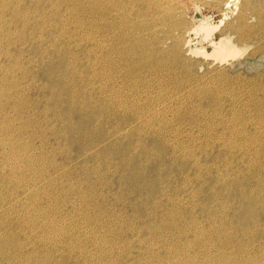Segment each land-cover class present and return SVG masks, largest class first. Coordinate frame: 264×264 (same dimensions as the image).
Wrapping results in <instances>:
<instances>
[{"label":"rangeland","instance_id":"rangeland-1","mask_svg":"<svg viewBox=\"0 0 264 264\" xmlns=\"http://www.w3.org/2000/svg\"><path fill=\"white\" fill-rule=\"evenodd\" d=\"M154 2L0 0V264H264V0Z\"/></svg>","mask_w":264,"mask_h":264},{"label":"bare ground","instance_id":"bare-ground-1","mask_svg":"<svg viewBox=\"0 0 264 264\" xmlns=\"http://www.w3.org/2000/svg\"><path fill=\"white\" fill-rule=\"evenodd\" d=\"M7 1H9V0H7ZM57 1H58V0H57ZM138 1H141V0H138ZM142 1H144V0H142ZM157 1H159V0H157ZM20 2H21V1H20ZM48 2H49V1H48ZM54 2H55V1H54ZM65 2H66V1H65ZM153 2H154V0H153ZM155 2H156V1H155ZM155 2H154V3H155ZM38 3H39V2H38ZM136 3H137V1H136ZM142 3L144 4L145 2H142ZM150 3H151V2H150ZM95 4H96V3H95ZM138 4H139V3H138ZM156 4H157V3H156ZM3 5H4V4H3ZM8 5H9V4H8ZM19 5H20V4H19ZM19 5H18V6H19ZM21 5H22V4H21ZM136 5H137V4H136ZM139 5L141 6V4H139ZM154 5H155V4H154ZM10 6H11V5H10ZM140 6H139V7H140ZM155 6H156V5H155ZM121 7H122V6H121ZM145 7H146V6H145ZM156 7H158V6H156ZM0 8H1V7H0ZM77 8H78V7H77ZM150 8H151V7H150ZM11 9H12V8H11ZM25 9H26V8H25ZM70 9H71V8H70ZM137 9H138V8H137ZM141 9H143V8H141ZM158 9H159V7L157 8V10H158ZM0 10H1V9H0ZM15 10H16V7H15ZM42 10H43V9H42ZM143 10H144V9H143ZM153 10L156 11V9H153ZM24 11H25V10H24ZM149 11H150V9H149ZM155 11H153V12L155 13ZM67 12H68V11H67ZM137 12H138V11H137ZM143 12H144V11H143ZM4 13H5V12H4ZM13 13H15V12L13 11ZM35 13H36V12H35ZM42 13H43V12H42ZM83 13H84V12H83ZM141 13H142V12H141ZM16 14H17V13H16ZM16 14H15V15H16ZM25 14H27V13L25 12ZM49 14H50V13H49ZM142 14L144 15V13H142ZM5 15H6V14H5ZM8 15H9V14H8ZM18 15H19V14H18ZM18 15H17V16H18ZM20 15H21V14H20ZM40 15H41V14H40ZM109 15H110V14H109ZM139 15H140V14H139ZM149 15H150V14H149ZM2 16H3V15H2ZM10 16H11V15H10ZM26 16H27V15H26ZM42 16H43V15H42ZM144 16H145V15H144ZM146 16H147V15H146ZM155 16H156V15H155ZM18 17H19V16H18ZM137 17H138V16H137ZM1 18H2V17H1ZM3 18H4V17H3ZM7 18H8V17H7ZM12 18H13V17H12ZM14 18H16V17H14ZM19 18H20V17H19ZM42 18H43V17H42ZM139 18H140V17H139ZM8 19H9V18H8ZM35 19H36V18H35ZM39 19H41V18H39ZM24 20H27V19H24ZM24 20H23V21H24ZM43 20H44V19H43ZM4 21H5V20H4ZM9 21H10V20H9ZM9 21H7V22H9ZM11 21H13V19H12ZM27 21H28V20H27ZM36 21H37V19H36ZM2 22H3V21H2ZM49 22H50V21H49ZM74 22H75V21H74ZM107 22H108V20H107ZM26 23H27V22H26ZM26 23H25V24H26ZM81 23H82V22H81ZM4 24H5V23H4ZM12 24H13V22H12ZM14 24H15V23H14ZM23 24H24V23H23ZM27 24H28V23H27ZM34 24H35V22H34ZM37 24H38V23H37ZM5 25H6V24H5ZM5 25H4V26H5ZM38 25H39V24H38ZM40 25H42V24H40ZM96 25H97V24H96ZM10 27H11V26H10ZM21 27H22V25H21ZM36 27H37V26H36ZM36 27H35V28H36ZM103 27H104V26H103ZM5 28H6V27H5ZM37 28H38V27H37ZM40 28H41V26H40ZM42 28H43V27H42ZM97 28H98V27H97ZM97 28H96V29H97ZM11 29H12V28H11ZM25 29H26V28H25ZM111 29H112V28H111ZM2 30H3V29H2ZM31 30H32V29H31ZM198 30H204V28H203L202 26H200V27L198 28ZM9 31H10V30H9ZM22 31H23V30H22ZM22 31H21V32H22ZM99 31H100V30H99ZM3 32H4V30L2 31V33H3ZM6 32H8V31H6ZM24 32H25V31H24ZM27 32H28V31H27ZM38 32H39V31H38ZM2 33H1V34H2ZM8 33H9V32H8ZM10 33H11V32H10ZM29 33H30V31H29ZM32 34H33V32H32ZM11 35H12V33H11ZM40 35H41V33H40ZM12 37H13V36H12ZM12 37H11V38H12ZM3 38H4V37H3ZM3 38H2V39H3ZM42 38H43V37H42ZM4 40H5V39H4ZM10 40H11V39H10ZM71 40H72V39H71ZM2 41H3V40H2ZM6 41H7V40H6ZM11 41H13V40H11ZM82 41H83V40H82ZM217 42H218V41H217ZM219 42H220V40H219ZM1 43H2V42H1ZM7 44H8V43H7ZM76 44H77V43H76ZM219 46H220V45H219ZM200 48L203 49V47H200ZM200 48H199V51H201ZM88 49H89V48H88ZM215 49H216V48H215ZM6 50H8V49H6ZM54 50H56V49H54ZM203 50H204V49H203ZM4 52H5V51H4ZM52 52L55 53V51H52ZM204 53H205V52H204ZM57 54H58V53H57ZM50 56H51V55H50ZM207 56H208V55H207ZM5 57H7V56H5ZM55 57H56V56H55ZM50 58H51V57H50ZM48 61H50V60H48ZM57 61H58V60H57ZM46 62H47V60H46ZM50 62H51V61H50ZM52 62H53V60H52ZM52 62H51V63H52ZM42 63H43V62H42ZM56 63H57V62H56ZM65 63H66V62H65ZM105 63H106V62H105ZM47 65H48V63H47ZM48 66H49V65H48ZM52 66H53V65H52ZM52 66L50 67L51 69H52ZM61 66H62V65H61ZM46 67H47V66H46ZM65 67H66V66H65ZM65 67H64V68H65ZM64 68H63V70H64ZM66 68H67V67H66ZM46 70H47V68H46ZM55 70H56V69H55ZM68 70H70V69L68 68ZM68 70H67V71H68ZM43 71H44V70H43ZM47 71H48V70H47ZM75 71H76V70H75ZM45 72H46V71H45ZM55 72H56V71H55ZM68 72H69V71H68ZM73 73H74V72H73ZM41 74H42V73H41ZM44 74H45V73H44ZM66 74H67V73H66ZM46 75H47V74H46ZM48 75H49V74H48ZM62 75L64 76V74H62ZM55 76H56V74H55ZM68 76H69V75H68ZM75 76H76V75H75ZM69 77H70V76H69ZM94 77H95V76H94ZM13 78H14V77H13ZM61 78H63V77H61ZM89 78H90V77H89ZM63 79H64V78H63ZM68 79H69V78H68ZM71 79H72V78H71ZM55 80H56V79H55ZM52 81H54V80H52ZM52 81H51V82H52ZM63 81H64V80H63ZM67 82H69V81H67ZM63 83H64V82H63ZM73 83H74V82H73ZM10 84H11V83H10ZM68 84H69V83H68ZM66 85H67V84H66ZM64 86H65V85H64ZM70 86L72 87V85H70ZM72 88H73V87H72ZM57 89H59V88H57ZM63 89H65V88H62V90H63ZM73 89H75V88H73ZM60 90H61V89H60ZM62 90H61V91H62ZM57 91H58V90H57ZM69 91H71V90H69ZM73 91H74V90H73ZM75 91H76V93H77V90H75ZM79 91H80V90H79ZM79 91H78V92H79ZM52 93H53V92H52ZM55 93H56V92H55ZM62 93H63V92H62ZM73 93H74V92H73ZM53 94H54V93H53ZM74 94H75V93H74ZM59 95H60V94H59ZM69 95H70V94H69ZM57 97H58V96H57ZM59 97H60V96H59ZM75 97H76V96H75ZM103 97H104V96H103ZM52 98H53V97H52ZM62 98H63V97H62ZM69 98H70V96H69ZM73 98H74V97H73ZM54 99H55V98H54ZM58 99H59V98H58ZM63 99H64V98H63ZM65 99H66V98H65ZM75 99H76V98H75ZM46 100H47V99H46ZM48 100H49V99H48ZM69 100H70V99H69ZM71 100H73V99H71ZM80 100H81V99H80ZM61 101H62V100H61ZM65 101H66V100H65ZM77 101H78V100H77ZM47 102H48V101H47ZM49 102H50V101H49ZM69 102H70V101H69ZM78 102H79V101H78ZM80 102H81V101H80ZM53 103H54V102H53ZM48 104H49V103H48ZM55 104H56V103H55ZM66 104H67V103H66ZM71 104H72V103H71ZM75 104H76V102H75ZM75 104H74V105H75ZM77 104H78V103H77ZM79 104H80V103H79ZM109 104H110V103H109ZM121 104H122V103H121ZM59 105H60V104H59ZM61 105H62V104H61ZM64 105H65V104H64ZM69 105H70V104H69ZM72 105H73V104H72ZM65 106H66V105H65ZM67 106H68V105H67ZM82 106H83V105H82ZM73 107H77V106H73ZM63 108H64V107H63ZM67 108H68V107H67ZM71 108H72V107H71ZM79 108H80V107H79ZM76 109H78V108H76ZM63 110H64V109H63ZM56 111H58V110H56ZM72 111H73V110H72ZM78 112H80V111H78ZM75 113H76V112H75ZM137 115H138V114H137ZM75 116H78V115H75ZM75 116H74V117H75ZM75 119H77V118H75ZM68 120H69V119H68ZM70 122H71V121H70ZM84 122H85V121H84ZM71 123H72V122H71ZM63 124H64V123H63ZM61 125H62V124H61ZM67 126H68V125H67ZM68 127H69V126H68ZM74 129H75V128H74ZM77 130H78V129H77ZM125 132H126V131H125ZM60 137H61V135H60ZM139 142H140V141H139ZM137 143H138V142H137ZM140 145H141V143H140ZM136 146H138V145H136ZM140 147H141V146H140ZM111 148H112V147H111ZM141 148H142V147H141ZM141 148H140V149H141ZM121 149H122V148H121ZM129 149H130V148H129ZM132 150H133V148H132ZM141 150H142V149H141ZM143 150H144V149H143ZM66 151H67V150H66ZM146 151H147V150H146ZM81 152H82V151H81ZM121 152H122V151H121ZM135 152H136V151H135ZM139 152H140V150H139ZM61 153H62V152H61ZM65 154H66V153H65ZM145 154H146V153H145ZM149 154H150V153H149ZM59 155H60V154H59ZM120 155H121V154H120ZM15 156H16V155H15ZM128 156H129V155H128ZM187 156H188V155H187ZM66 157H67V156H66ZM137 157H138V156H137ZM14 158H15V157H14ZM140 158H141V157H140ZM65 160H66V159H65ZM260 161H261V160H260ZM97 164H98V163H97ZM143 165H144V163H143ZM143 168H144V167H143ZM144 170H145V169H144ZM120 171H121V170H120ZM9 173H10V172H9ZM94 173H95V172H94ZM127 173H128V172H127ZM6 174H7V173H6ZM10 174H11V173H10ZM21 174H22V173H21ZM111 174H112V173H111ZM115 174H116V173H115ZM122 174H123V173H122ZM142 174H143V173H142ZM13 175H14V174H13ZM96 175H97V174H96ZM112 175H113V174H112ZM1 176H2V175H1ZM1 176H0V177H1ZM9 177H10V176H9ZM108 177H109V176H108ZM119 177H120V176H119ZM1 178H2V177H1ZM1 178H0V179H1ZM15 178H16V177H15ZM23 178H24V177H23ZM99 178H100V177H99ZM6 179H7V178H6ZM102 179H103V178H102ZM106 179H107V177H106ZM106 179H105V180H106ZM11 180H12V179H11ZM107 180H108V179H107ZM6 181H7V180H6ZM12 181H13V180H12ZM101 181H102V180H101ZM1 182H3V181H1ZM1 182H0V183H1ZM7 182H8V181H7ZM11 183H12V182H11ZM110 183H111V182H110ZM100 184H101V183H100ZM107 184H108V183H107ZM5 185H6V184H5ZM229 185H230V184H229ZM7 186H8V185H7ZM16 186H17V185H16ZM109 186H110V185H109ZM5 188H7V187H5ZM15 188H16V187H15ZM223 188H224V187H223ZM225 188H226V187H225ZM225 188H224V189H225ZM8 189H9V188H8ZM19 189H20V188H19ZM14 190H15V189H14ZM16 191H17V190H16ZM26 191H27V190H26ZM33 191H34V190H33ZM35 191H36V190H35ZM5 192H6V191H5ZM20 192H22L21 189H20ZM1 194H2V193H1ZM14 194H15V193H14ZM30 194H31V193H30ZM32 194H33V193H32ZM35 194H36V193H35ZM8 196H9V195H8ZM11 197H12V196H11ZM30 197H31V196H30ZM30 197H29V198H30ZM12 198H13V197H12ZM3 199H4V198H3ZM0 200H1V199H0ZM18 200H19V199H18ZM250 200H251V201H255V200H256V197H250ZM10 201H11V200H10ZM16 201H17V200H16ZM23 201H24V200H23ZM32 202H34V201H32ZM1 203H2V202H1ZM1 203H0V204H1ZM9 203H10V202H9ZM18 203H19V202H18ZM24 204H25V203H24ZM5 205H6V204H5ZM9 207H10V206H9ZM25 207H26V206H25ZM12 208H13V207H12ZM5 209H6V208H5ZM16 211H17V210H16ZM8 212H9V211H8ZM8 212H7V213H8ZM19 212H20V211H19ZM22 212H23V211H22ZM38 212H39V211H38ZM3 213H4V212H3ZM11 213H12V212H11ZM50 213H51V212H50ZM5 214H6V212H5ZM5 214H4V216H5ZM1 216H2V214H1ZM11 216H12V215H11ZM5 217H6V216H5ZM19 217H20V216H19ZM2 218H3V216H2ZM7 221H9V220H7ZM1 222H2V221H1ZM3 222H4V221H3ZM5 222H6V221H5ZM7 223H8V222H7ZM3 226H4V225H3ZM16 226H17V225H16ZM17 227H18V226H17ZM1 233H2V232H1ZM25 240H26V239H25ZM0 243H1V242H0ZM31 243H32V242H31ZM3 244H4V243H3ZM3 244H2V246L0 245V246L2 247L1 250H0V255H1V253H3ZM21 250H22V249H21ZM8 254H9V253H8ZM32 254H33V253H32ZM29 255H30V254H29ZM2 256H3V255H2ZM27 256H28V254H27ZM34 256H35V255H34ZM3 258H4V256H3ZM1 259H2V258H1ZM1 261H3V260H1ZM8 261H9V260H8ZM224 261H225V260H224ZM5 262H6V261H5ZM1 264H2V262H1ZM9 264H10V263H9ZM27 264H28V263H27ZM41 264H53V263H51L49 260L46 259V260L42 261Z\"/></svg>","mask_w":264,"mask_h":264}]
</instances>
